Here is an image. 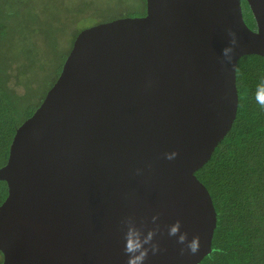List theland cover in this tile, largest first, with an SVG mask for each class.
I'll use <instances>...</instances> for the list:
<instances>
[{"label":"water","instance_id":"1","mask_svg":"<svg viewBox=\"0 0 264 264\" xmlns=\"http://www.w3.org/2000/svg\"><path fill=\"white\" fill-rule=\"evenodd\" d=\"M246 1L255 29L242 0H146L145 15L77 35L0 168L2 264H129L130 224L150 234L144 264L213 251L217 211L196 172L236 120L239 59L264 56V0Z\"/></svg>","mask_w":264,"mask_h":264},{"label":"trees","instance_id":"2","mask_svg":"<svg viewBox=\"0 0 264 264\" xmlns=\"http://www.w3.org/2000/svg\"><path fill=\"white\" fill-rule=\"evenodd\" d=\"M242 5L244 16L248 15L256 28L247 1L242 0ZM30 6V0H0V168L7 163L17 128L40 106L82 31H76L66 55L56 52L44 59V48L36 50L42 44L35 42L32 34L51 20L43 17L45 9L36 12ZM120 17H126L125 13L113 12L97 23ZM43 40L47 48L59 51L49 38ZM44 65L61 67L40 96L34 87L37 78L29 69ZM236 78V120L211 159L196 172L211 193L218 218L213 251L200 264H264V107L255 99L257 87L264 82V56H242ZM7 195V182L2 180L0 204Z\"/></svg>","mask_w":264,"mask_h":264},{"label":"rangeland","instance_id":"3","mask_svg":"<svg viewBox=\"0 0 264 264\" xmlns=\"http://www.w3.org/2000/svg\"><path fill=\"white\" fill-rule=\"evenodd\" d=\"M30 5L36 12H40L39 8L45 9L41 12L43 17L48 16L51 20L50 23L40 25L43 29L37 28L32 34L35 42L42 44V46L37 45L36 50L44 48V55H46L44 59H49L56 52L66 55L71 48L76 31L95 25L99 19H104L103 16L106 14L122 12L127 17H138L146 13V0H30ZM245 20L251 28L255 29V24L251 23L248 15L245 16ZM48 38L59 48V51L55 49L53 51L45 46L43 39ZM41 59L42 57L39 58ZM32 66L29 71L34 78H37L38 83L34 87L39 89L41 96L47 84L51 82L52 75H55L61 66Z\"/></svg>","mask_w":264,"mask_h":264},{"label":"clouds","instance_id":"4","mask_svg":"<svg viewBox=\"0 0 264 264\" xmlns=\"http://www.w3.org/2000/svg\"><path fill=\"white\" fill-rule=\"evenodd\" d=\"M235 43V41H233ZM232 52L231 48H226L224 50L225 55L227 56L229 53ZM63 67V66H62ZM256 102L261 106L264 107V82H262L257 87L256 92ZM166 159H173L176 156V153H167ZM179 225H173L169 229V235H175L178 231ZM142 234L140 230L135 226L130 224L128 226V231L125 234V251L129 254V264H144L146 257H147V249L144 248V244L148 242L150 239V234L148 237L141 238ZM185 237L181 235L179 240L183 242ZM188 248L192 253H196L198 251V242L196 239H193L188 244Z\"/></svg>","mask_w":264,"mask_h":264}]
</instances>
